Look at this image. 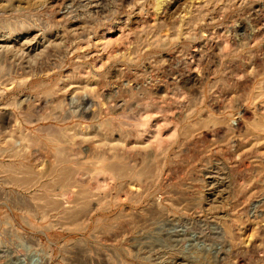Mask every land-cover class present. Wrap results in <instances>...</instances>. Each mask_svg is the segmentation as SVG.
<instances>
[{
    "label": "rangeland",
    "instance_id": "1",
    "mask_svg": "<svg viewBox=\"0 0 264 264\" xmlns=\"http://www.w3.org/2000/svg\"><path fill=\"white\" fill-rule=\"evenodd\" d=\"M0 264H264V0H0Z\"/></svg>",
    "mask_w": 264,
    "mask_h": 264
},
{
    "label": "bare ground",
    "instance_id": "2",
    "mask_svg": "<svg viewBox=\"0 0 264 264\" xmlns=\"http://www.w3.org/2000/svg\"><path fill=\"white\" fill-rule=\"evenodd\" d=\"M52 131V130H51ZM109 166V165H108ZM121 167V168H120ZM66 169V168H65ZM124 169V167H122V166H119V169H116V170H123ZM114 170H115V167H114ZM126 170V169H125ZM124 170V172H127V170L125 171ZM144 171V170H143ZM121 175V174H120ZM57 206V205H56ZM45 207V206H44ZM54 209V208H53ZM72 213V212H71ZM89 215V214H88Z\"/></svg>",
    "mask_w": 264,
    "mask_h": 264
}]
</instances>
